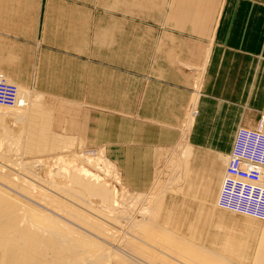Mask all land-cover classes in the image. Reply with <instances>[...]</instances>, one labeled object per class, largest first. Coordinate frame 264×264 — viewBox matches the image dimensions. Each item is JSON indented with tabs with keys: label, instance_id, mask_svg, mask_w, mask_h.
<instances>
[{
	"label": "crops",
	"instance_id": "1",
	"mask_svg": "<svg viewBox=\"0 0 264 264\" xmlns=\"http://www.w3.org/2000/svg\"><path fill=\"white\" fill-rule=\"evenodd\" d=\"M53 5L52 0H0V72L81 105L86 141L103 148L123 183L137 192L151 188L162 154L178 144L192 117L187 143L206 158L215 155L217 187L237 128L253 126L264 112V0L222 1L195 113L188 118L191 90L179 63L166 58L173 54L133 74L130 59L116 64L114 49L59 52L43 45L47 34L39 33ZM52 64L60 66L45 69Z\"/></svg>",
	"mask_w": 264,
	"mask_h": 264
},
{
	"label": "rangeland",
	"instance_id": "2",
	"mask_svg": "<svg viewBox=\"0 0 264 264\" xmlns=\"http://www.w3.org/2000/svg\"><path fill=\"white\" fill-rule=\"evenodd\" d=\"M52 1L57 4L49 10L52 17L48 18L45 30L44 25L39 26V33L47 34V38L41 41L43 45L53 46L59 52L67 51L71 54H75L77 49H114L116 64L122 65L124 59H130L133 74H139L142 70L147 71L146 66L151 69L152 65L155 66L157 59L161 60L162 56L164 59L166 54H173V58L168 55L166 58L174 60V63L178 62L181 73L187 76V83L191 90L187 118L192 115L203 73L202 64L223 0ZM100 58H104L101 53ZM54 59L55 57H52V60ZM59 66L52 64L45 69L54 71ZM40 71L44 73V70ZM3 75L17 88L25 91V96L29 97L30 102L36 105L32 106L37 117L35 119L30 117L23 124L21 121L15 122L6 118L5 123L8 127H11L15 132L26 133V137L25 144H23V141L17 143L15 138L0 133V188L23 202L49 213L94 240L101 241L100 244H106L105 246L113 251V258L123 254L121 256L128 257L127 260L131 263L134 262L133 264H158L135 253L128 247V243L132 240L137 242L143 240L142 244L151 249V246L148 245L149 241L140 233L141 228L145 229L150 221L154 220L153 212L164 191L171 186L174 187L175 183L178 185L183 183L182 171H185L184 168L193 166L196 168L194 170H198L197 175L191 173V178L213 181L212 177L219 165V162L217 163L213 158L215 155L211 156V159L206 158V153L192 148L187 143L186 130L192 117L188 118L189 121L187 118L184 119L188 122L187 125L184 122L185 130L183 129L178 144L162 154L151 188L147 191L137 192L129 189L123 183L118 167L108 159L103 148L91 147L86 141L81 105L49 96L32 86L13 80L9 74L3 73ZM37 100H41V102H36ZM33 123L37 126L47 124L43 130L57 138L58 144L42 147L28 146L26 144L29 138L27 133L35 128L31 127ZM36 131L38 130L36 129ZM57 155L66 157L65 161L76 159L77 162H81L86 160L85 162L93 168L94 174L100 176L94 179L89 177L92 179L90 182L105 184L104 186L110 190L109 199L102 201V197L90 195L78 199L67 192L66 190L74 191L76 189L69 177L75 170L70 165L64 166L63 162L55 158ZM100 155L104 156L102 158L106 161L99 157ZM87 158L90 160L88 161ZM99 159L105 163L99 162ZM206 162L207 165H205ZM26 163L30 167H26ZM26 172L29 173L26 174ZM10 181H16L18 184L13 185ZM220 183L222 184V182ZM25 184L32 186V189H29L30 193L23 190ZM40 188L44 194L36 191ZM214 188L217 190L218 186H214ZM47 198L58 200L63 205L57 208L47 201ZM181 203L183 204L182 201ZM68 208H75V211L81 212L87 219L103 226L105 231L99 232L86 224L84 225L67 212ZM254 221L259 238L264 230V221L256 218ZM135 222L137 223L135 224ZM258 238L253 243V250L251 249L250 257L252 258L247 259L246 264H253L254 253L259 245ZM159 249L158 252H161V248ZM167 258L173 260L171 257Z\"/></svg>",
	"mask_w": 264,
	"mask_h": 264
},
{
	"label": "bare ground",
	"instance_id": "3",
	"mask_svg": "<svg viewBox=\"0 0 264 264\" xmlns=\"http://www.w3.org/2000/svg\"><path fill=\"white\" fill-rule=\"evenodd\" d=\"M17 92L18 99L14 105H0V133L15 138L17 143L23 141L25 144L26 133L15 132L5 123L6 118L15 122L21 121L23 124L30 117L31 119L37 117L33 108L35 104L25 96V91L17 88ZM36 102H41V100ZM46 125L37 126L33 123L31 127L35 128L27 133L29 138L26 144L28 146L42 147L58 144L57 138L43 130ZM99 157L104 156L100 155ZM55 158L63 162L64 166L70 165L75 170L69 177L76 189L74 191L66 190L72 196L78 199H82L85 195L99 196V198L102 197V201L109 199L110 190L104 186L105 184L90 182L92 179L89 177L94 179L100 176L94 174L93 168L85 162L86 160L81 161L79 157L81 162H77L76 159L65 161L66 157L61 155H57ZM102 159H99V162L105 163L106 159H103L104 161ZM27 165L26 167H30L29 164ZM107 167L109 168L108 165ZM187 167L184 168L185 171H182L183 183L180 185L175 183L174 187L171 186L164 191L156 205V210H153L154 220L150 221L149 225H151L145 229L141 228L140 233L149 241L148 245L151 246V249L142 244L143 240L139 242L132 240L128 243V247L141 257L153 260L158 264H246V260L252 258L250 257L251 249L253 250V243L258 238L254 217L219 207L217 198L221 183L215 190V184L212 181L191 178V173L197 175L198 170H194L196 168L193 166L192 168L188 167L190 168L188 170ZM30 173L33 175L31 171ZM2 174L8 175L7 173ZM10 182L13 185L18 184L16 181ZM219 182H222V178ZM29 189H32V186L25 184L23 190L30 193ZM36 191L44 194L41 188ZM47 201L57 208L63 205L53 198H47ZM67 212L84 225L86 224L99 232L105 231L103 226L87 219L81 212L75 211V208H68ZM121 218L123 219V216ZM137 227L140 226L137 225ZM258 241L259 245L254 253V260L252 259L253 264H264V230ZM99 242L101 241L94 240L49 213L23 202L0 188V264L134 263L127 260L128 257L123 258L121 256L123 254L113 258V251L105 246L106 244L102 245ZM159 248H161V252H158ZM167 257H171L173 260Z\"/></svg>",
	"mask_w": 264,
	"mask_h": 264
},
{
	"label": "built area",
	"instance_id": "4",
	"mask_svg": "<svg viewBox=\"0 0 264 264\" xmlns=\"http://www.w3.org/2000/svg\"><path fill=\"white\" fill-rule=\"evenodd\" d=\"M17 93L16 85L0 73V105H14ZM217 204L264 221V112L253 126L237 128Z\"/></svg>",
	"mask_w": 264,
	"mask_h": 264
}]
</instances>
